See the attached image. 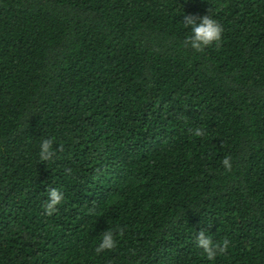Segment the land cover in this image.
I'll return each mask as SVG.
<instances>
[{
    "label": "trees",
    "instance_id": "16d2710c",
    "mask_svg": "<svg viewBox=\"0 0 264 264\" xmlns=\"http://www.w3.org/2000/svg\"><path fill=\"white\" fill-rule=\"evenodd\" d=\"M0 264H264V0H0Z\"/></svg>",
    "mask_w": 264,
    "mask_h": 264
},
{
    "label": "clouds",
    "instance_id": "9594fccd",
    "mask_svg": "<svg viewBox=\"0 0 264 264\" xmlns=\"http://www.w3.org/2000/svg\"><path fill=\"white\" fill-rule=\"evenodd\" d=\"M184 27H190L191 32L190 35L186 38V43L188 46L196 51H200L203 48L211 46L213 44H219L222 39L224 29L220 23H218L211 16H203L199 19V23H196L195 19L192 17L185 16ZM204 130L197 128L194 130V135L197 137L203 136ZM52 141L51 140H43L39 145V159L44 161L48 160L52 155ZM223 168L225 171H230L232 168V160L230 157H225L222 161ZM62 194L57 190H52L49 193L50 203H48L45 208L46 214L50 215L53 206L59 203H62L61 199ZM19 223L17 221H13L14 227H16ZM198 247L203 250L205 257L208 261H213L218 252L221 254L226 253L229 248V241L225 239L218 245L211 244L210 238H205L204 234L201 233L200 237L197 241ZM117 246V236L114 234L113 230H107L103 233V235L99 238V243L95 248L96 253H101L105 251H110Z\"/></svg>",
    "mask_w": 264,
    "mask_h": 264
}]
</instances>
